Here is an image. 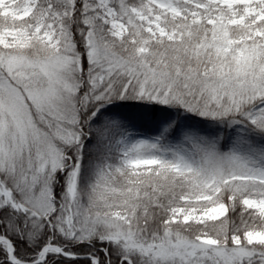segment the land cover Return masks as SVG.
<instances>
[{"label": "snow or ice", "instance_id": "snow-or-ice-1", "mask_svg": "<svg viewBox=\"0 0 264 264\" xmlns=\"http://www.w3.org/2000/svg\"><path fill=\"white\" fill-rule=\"evenodd\" d=\"M0 264H264V0H0Z\"/></svg>", "mask_w": 264, "mask_h": 264}]
</instances>
